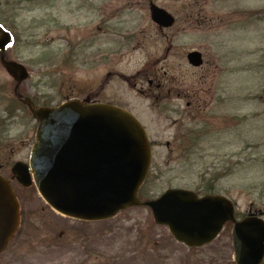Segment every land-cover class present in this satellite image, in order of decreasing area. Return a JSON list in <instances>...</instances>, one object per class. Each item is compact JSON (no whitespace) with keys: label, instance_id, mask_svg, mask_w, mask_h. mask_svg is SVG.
Masks as SVG:
<instances>
[{"label":"rangeland","instance_id":"374dc122","mask_svg":"<svg viewBox=\"0 0 264 264\" xmlns=\"http://www.w3.org/2000/svg\"><path fill=\"white\" fill-rule=\"evenodd\" d=\"M150 4L175 24L161 31L150 20ZM0 19L17 37L8 57L29 72L20 91L39 105L91 93L140 120L152 142L147 195L168 188L198 192L215 181L237 218L259 209L264 0H0ZM189 51L208 62L189 67ZM12 91L0 67V174L6 178L13 163L28 162L36 128ZM11 185L21 225L0 264H234L230 226L211 244L189 249L156 226L148 209L81 222L50 209L34 186Z\"/></svg>","mask_w":264,"mask_h":264},{"label":"water","instance_id":"95a60500","mask_svg":"<svg viewBox=\"0 0 264 264\" xmlns=\"http://www.w3.org/2000/svg\"><path fill=\"white\" fill-rule=\"evenodd\" d=\"M150 19L169 28L174 18L151 5ZM14 43L0 25V64L15 81L14 94L37 122L28 164L12 165L11 177L0 175V254L19 227V204L10 182L34 185L43 201L57 213L86 222L111 219L133 207L147 208L155 225L166 227L171 237L188 248L211 243L226 223H231L235 264H264V220H236L233 203L221 195L198 197L193 191L167 189L155 199L137 197L149 171L151 151L140 123L116 106L70 100L53 108H36L21 97L25 67L7 60ZM193 66L200 54L187 55Z\"/></svg>","mask_w":264,"mask_h":264},{"label":"trees","instance_id":"16d2710c","mask_svg":"<svg viewBox=\"0 0 264 264\" xmlns=\"http://www.w3.org/2000/svg\"><path fill=\"white\" fill-rule=\"evenodd\" d=\"M0 22L3 23L4 25H6V23L0 19ZM16 42H17V37H16ZM24 94V93H23ZM14 102L16 103L17 107L21 110H25V108L23 106L20 105V103L16 100V99H13ZM49 104H46V105H43V106H48ZM10 108H7V112L9 115H12V108H11V105L9 106ZM188 142H190V140H188ZM192 142V141H191ZM145 186H143L139 192V197L140 199H145V198H150L151 196L147 195L146 194V191H145ZM200 192V193H199ZM197 194H202V195H205V194H211V193H220L219 192V189L216 188L215 186V181H212L211 183H208L206 185H204L203 187H200L198 188V192L196 191ZM258 195V196H257ZM256 201L259 203L258 206H259V209L256 210V212L254 211V213H252V215H256V216H260L262 217L263 216V211H264V188L262 187L260 190H258L256 192Z\"/></svg>","mask_w":264,"mask_h":264},{"label":"flooded vegetation","instance_id":"af4514ba","mask_svg":"<svg viewBox=\"0 0 264 264\" xmlns=\"http://www.w3.org/2000/svg\"><path fill=\"white\" fill-rule=\"evenodd\" d=\"M161 31H162V30H161ZM186 54H187V53H186ZM186 54H185V59H186ZM207 57H208V56L202 55L203 63H202V66L198 67V69L204 67V64H206V63L208 62ZM205 62H206V63H205ZM211 63L214 64V59H212ZM189 67H190V66H189ZM191 68H193V69H197V68H194V67H191ZM177 96H178V95H177ZM163 108H165V106H164ZM183 132H184V130H183ZM183 132L179 131V133H183ZM186 132H187V131H186ZM188 133H192V131L189 130ZM149 143L152 144L150 138H149Z\"/></svg>","mask_w":264,"mask_h":264}]
</instances>
